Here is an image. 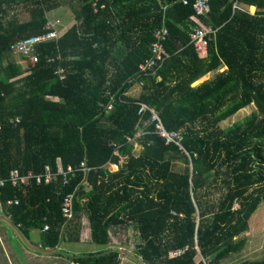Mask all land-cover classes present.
<instances>
[{
    "label": "trees",
    "instance_id": "obj_1",
    "mask_svg": "<svg viewBox=\"0 0 264 264\" xmlns=\"http://www.w3.org/2000/svg\"><path fill=\"white\" fill-rule=\"evenodd\" d=\"M195 1L0 0V177L56 174L84 161L91 168L67 183L31 178L0 188L4 217L26 238L37 231L44 250L79 242L87 221L98 248L63 264H121L111 233L130 227L142 264H223L245 248L264 202V0H211L207 16ZM64 7L74 23L62 33L48 15ZM52 26L59 37L39 44L38 62L24 69L12 45ZM163 27L164 65L140 76ZM202 27L216 30L205 57L191 43ZM138 103L184 135L190 157L153 134ZM252 105L244 121L222 127ZM70 195L71 219L63 212Z\"/></svg>",
    "mask_w": 264,
    "mask_h": 264
},
{
    "label": "built area",
    "instance_id": "obj_2",
    "mask_svg": "<svg viewBox=\"0 0 264 264\" xmlns=\"http://www.w3.org/2000/svg\"><path fill=\"white\" fill-rule=\"evenodd\" d=\"M210 2L211 0L195 1L193 7L198 16H207L210 13L211 11ZM184 4H188V0H184ZM233 8L234 9L239 8L237 2L234 4ZM52 27L53 29L50 30L48 33L32 36L12 45L11 51L15 55L20 56L21 58L20 64L22 66L28 65V63L29 64L37 63L38 56L36 54V47L39 44L51 40H55L59 37L60 34L55 29V26ZM215 33L216 30L213 29L212 27H202L197 29L191 35V43L195 46L197 52L201 55V57H205L207 55L209 40L212 39V36L215 35ZM168 35L169 32L165 27L159 29L156 32L155 35L156 40L152 45V55L150 59L146 61V63L140 66V72H139L140 76H151V75L157 76L159 69L162 68L166 60V57L164 56V46H165V42L167 41ZM56 75L60 78V80H64L66 77L65 70L63 68H60L58 71H56ZM114 100L115 98L112 99V102L108 105L107 110H111L113 108ZM138 106H139V110H138L139 116H143L146 113L150 115V119L148 123L153 125V131H152L153 134L160 137L164 141L165 145L167 146L174 145L182 153L190 157L188 151L184 147L183 144L184 135L181 132L169 131L165 127L162 118L160 117L158 112L153 108L149 107L144 103H138ZM143 134L144 132L142 130H139L133 138H129V142L136 143L137 139L141 137ZM90 170L91 168L87 166L85 161L80 163L78 166H68L66 169L60 168L59 172L56 174L52 173L49 170V168L46 169V172L44 174H40L38 176L34 174H30L29 176H21L18 170H13L10 173L8 179H3L0 177V188L4 187L6 182H10L13 186L27 184L31 178H36L38 184L42 182L48 184L54 180H57L58 177H61L64 183H67L72 178H74L79 172H83L87 175ZM73 201H74L73 195L67 196L64 200L63 212L64 215L69 219L73 217ZM45 229H47V227ZM181 253L182 251L172 252L170 253V257L179 256ZM201 261L204 264H212L209 260H206L203 257L201 258Z\"/></svg>",
    "mask_w": 264,
    "mask_h": 264
},
{
    "label": "rangeland",
    "instance_id": "obj_3",
    "mask_svg": "<svg viewBox=\"0 0 264 264\" xmlns=\"http://www.w3.org/2000/svg\"><path fill=\"white\" fill-rule=\"evenodd\" d=\"M249 11L254 13L255 9L250 8ZM49 17L51 21L57 24L62 33H64L74 23L73 14L66 7L50 12ZM28 18L29 15L27 13L24 12L21 14V20H27ZM15 56L18 61H21L20 56ZM23 68H27V65H24ZM211 76V74L207 75L196 84L209 79ZM254 108L255 107L252 105L240 110L232 118L223 122L222 127L226 128L236 124L237 122L244 121L253 112ZM135 149L136 153L141 150L138 144L135 145ZM108 168L111 171H116L118 169L115 165H109ZM1 216L4 217V214L0 211V217ZM85 229L82 231L83 236H80L81 239L84 238V240L86 238ZM14 232V235H8L5 236V238L0 235V264H63L67 262L65 258H55L56 256L39 247L38 234L36 233L37 231H33L30 238H26L25 236L18 234L16 231ZM136 237L137 233L132 227L127 230L121 228L120 230L116 232L113 231L111 233V245L118 248L121 247L122 250L131 254L132 251L134 252L135 244L137 242ZM244 238H246L247 242L242 252L233 254L223 264H238L245 260L255 261L264 259V202L260 204L257 211L252 216L250 220V229L244 235ZM72 246L74 245H69L67 243L62 244L59 249V253L65 254L66 251L72 252V250L76 249L88 251V248H90L89 246L85 247L86 245L82 246L80 249H78L79 247ZM49 256H52L51 260L46 259ZM130 261L133 264H139L135 259L131 258Z\"/></svg>",
    "mask_w": 264,
    "mask_h": 264
},
{
    "label": "crops",
    "instance_id": "obj_4",
    "mask_svg": "<svg viewBox=\"0 0 264 264\" xmlns=\"http://www.w3.org/2000/svg\"><path fill=\"white\" fill-rule=\"evenodd\" d=\"M251 8H254V7H251ZM255 9V8H254ZM48 17H49V15H48ZM50 18V17H49ZM207 80V79H206ZM205 81V80H204ZM203 81V82H204ZM202 83V82H201ZM136 92H137V89H132L130 92H129V95L130 96H133V95H135L136 94ZM118 168V167H117ZM84 225L86 226V225H88V223H87V221L85 220L84 221ZM15 231V229L12 227V224L10 223V221L8 220V218H5V217H0V235L1 236H3L4 238H5V236H8V235H12L13 233H15L14 232ZM85 232H86V238H85V240H84V238H80V241L79 242H74V243H67V244H73L74 246H72V247H79L78 249H80V248H82V246H85V247H87V246H89L90 248H88V251H85V250H72V252H67L66 251V253L65 254H61V255H59L60 253H59V251H47V250H45V251H47L48 253H50V254H53L54 256H56L55 258H58L59 259V257H61V258H67V256H69V254H72V256L73 255H80V254H83V253H87V252H92V251H94L95 249H96V247L90 242V230H89V228L87 227L86 229H85ZM84 232V233H85ZM14 235V234H13ZM81 236H83V234L81 235ZM83 243V244H82ZM69 247H71V246H69ZM114 248H117L118 250H120V252H121V254H122V262H121V264H133L131 261H130V259L132 258V259H135L139 264H142V262H141V260H140V258H138L137 256H136V254L132 251L131 252V254L130 253H128V252H125L124 250H122V248L121 247H115L114 246ZM59 253V254H58ZM64 253V252H63ZM51 257L52 256H49L48 258H46L47 260H51ZM45 259V258H44ZM46 262V261H45ZM55 264H58V263H55Z\"/></svg>",
    "mask_w": 264,
    "mask_h": 264
}]
</instances>
